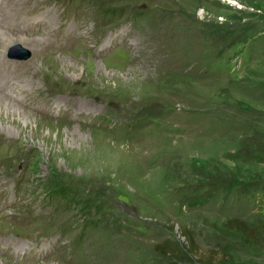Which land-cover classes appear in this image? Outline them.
Returning <instances> with one entry per match:
<instances>
[{
  "label": "rangeland",
  "instance_id": "obj_1",
  "mask_svg": "<svg viewBox=\"0 0 264 264\" xmlns=\"http://www.w3.org/2000/svg\"><path fill=\"white\" fill-rule=\"evenodd\" d=\"M246 1H20L7 30L45 40L0 42V93L31 81L30 112H0V264H171L185 233L201 259L264 264L223 226L264 215V119L242 109H264V35L242 53L217 30Z\"/></svg>",
  "mask_w": 264,
  "mask_h": 264
},
{
  "label": "trees",
  "instance_id": "obj_2",
  "mask_svg": "<svg viewBox=\"0 0 264 264\" xmlns=\"http://www.w3.org/2000/svg\"><path fill=\"white\" fill-rule=\"evenodd\" d=\"M247 1H249V4ZM247 1L244 3V5L248 4V6L255 12H248L243 10V8L236 9L232 15L221 12L220 15L225 17L226 20L225 23H222L224 25L219 26L220 29H217L219 32L221 31V33L218 35L219 38L222 37L223 41L225 39L229 41L231 45L229 49H232L234 45L239 44L240 52L244 48L242 53H244L246 49H250V47H253L255 50L256 47L252 45V42L256 39H262L260 36L264 35V1ZM200 4L201 3L198 5L201 7ZM249 16L252 18H258L257 20H259L260 23L258 24V21L256 23L252 20L244 21V19ZM241 31L243 32L242 35H240ZM218 36L216 35V37ZM251 54L252 53L250 52L247 58H245L246 61L244 60V66L251 62V59L254 56ZM251 72L255 73L256 76L252 80H250L248 76L246 77V80L251 82V85L248 87L258 88L256 86H259L260 88L262 87L264 89V58L262 60V65ZM242 109L250 112L255 111V120L264 119V116L262 118L264 109H261L258 106L247 104L244 105ZM251 125L256 127V123H251ZM261 131L264 133V128H261ZM57 195L61 196L62 194H55V196ZM223 226L229 230L240 232L244 236L245 240L264 248V215L261 218H257L255 221H251L250 219L240 216L230 217L224 221ZM182 237H185L186 243H179L175 246H171L169 244L171 242L166 241L165 243L160 244V251H162L163 254L167 255L171 259V264H176L180 258L178 254H181L188 261L196 262L197 264H205V260L208 264H214V260L217 259L218 255L220 254L218 250H211L207 255V259H201V257L198 256V247L195 244L193 238L190 236L188 237L187 233L182 234Z\"/></svg>",
  "mask_w": 264,
  "mask_h": 264
},
{
  "label": "bare ground",
  "instance_id": "obj_3",
  "mask_svg": "<svg viewBox=\"0 0 264 264\" xmlns=\"http://www.w3.org/2000/svg\"><path fill=\"white\" fill-rule=\"evenodd\" d=\"M0 1H5L6 3H8L10 0H0ZM20 1L23 2L24 0H13L12 6L10 4H5L7 8L10 7L11 11H8L7 13L4 12L3 14H1L0 16V35L2 40H0V42L3 44L2 48H7L8 46L15 44V43H22L29 46V43L27 42V40H34L32 39L30 36H26L25 34H16L13 31H10L9 29L7 30L8 27H13L14 26V22L9 21L8 16H10V18H12V16H14V13L19 10L17 7H19L20 5ZM3 4V3H2ZM3 10V6L1 7ZM1 10V9H0ZM5 10V9H4ZM10 13V15L8 14ZM13 24V25H12ZM19 33V32H18ZM0 38V39H1ZM26 38V40L24 39ZM36 39V38H35ZM42 40L44 41L45 38H39L36 39V41L33 43V46L36 47V45L40 42H42ZM47 40V39H46ZM0 43V44H1ZM5 50V49H4ZM7 50V49H6ZM5 50V51H6ZM3 51V50H2ZM0 51V52H2ZM5 53V52H4ZM3 53V54H4ZM5 56V55H4ZM29 69V68H28ZM7 72V71H6ZM4 73V72H3ZM6 74V73H5ZM8 74V72H7ZM4 75V74H3ZM9 77V76H8ZM3 78V77H2ZM10 79V78H9ZM13 79V78H12ZM8 80V79H7ZM14 80V79H13ZM17 81V80H16ZM15 81V86L12 88L13 90H9L8 95H2L0 93V112L1 110H3V108H5V110H7L10 113H13L15 115L18 116H22L26 113V112H30L27 110H24V108L19 104L18 101L22 100L24 98V95L22 92H24V90L28 87V85H30V82H23V81H18L16 83ZM11 82V81H10ZM13 82V81H12ZM8 84V83H7ZM11 87V86H10ZM16 88V89H15ZM30 88V87H29ZM8 90V89H7ZM3 93V92H2ZM6 115V114H5ZM11 116V115H10ZM0 117H4V113L0 114ZM21 118V117H20ZM25 118V117H24Z\"/></svg>",
  "mask_w": 264,
  "mask_h": 264
},
{
  "label": "water",
  "instance_id": "obj_4",
  "mask_svg": "<svg viewBox=\"0 0 264 264\" xmlns=\"http://www.w3.org/2000/svg\"><path fill=\"white\" fill-rule=\"evenodd\" d=\"M19 48V47H18ZM20 49V48H19ZM21 50V49H20ZM22 53L21 54H18L16 55V57L18 58H28L30 56V52L29 51H24V50H21Z\"/></svg>",
  "mask_w": 264,
  "mask_h": 264
}]
</instances>
